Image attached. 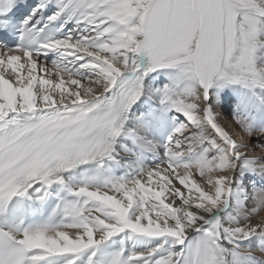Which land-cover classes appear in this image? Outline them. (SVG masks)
<instances>
[{"label": "snow or ice", "instance_id": "snow-or-ice-1", "mask_svg": "<svg viewBox=\"0 0 264 264\" xmlns=\"http://www.w3.org/2000/svg\"><path fill=\"white\" fill-rule=\"evenodd\" d=\"M13 4L14 0H0V13H7L0 26L10 27L25 7ZM63 7L49 20H55ZM76 7L94 35L77 40L69 35L42 47L93 57L90 66L98 72L96 77L81 79L63 65L38 62L28 50L0 49V207L22 196L36 181H59V172L110 153L125 113L141 96L143 86L137 80L119 95L107 93L123 72L140 67L139 56L148 58L145 73L178 68L192 82L194 87L183 97L169 100L165 89L161 103L169 101L171 108L190 120L207 121L226 147L218 157L180 163L184 154L180 146L201 140L199 134L190 132L189 138L176 139L174 146L166 148L163 164L147 170L131 185L118 182L111 190L80 187L76 195L95 202L94 209L68 205L64 212L76 218L74 223L24 229L19 238L0 233V264H39L54 256L79 255L125 229L182 242L187 229L201 227L204 218L196 210L211 213L220 206L230 191L235 160L243 155L233 151L237 140L229 122L207 102L210 87L216 82L264 87V60L256 63L264 45L258 41L264 0H77ZM30 19L25 18L23 24ZM185 131L187 126L181 123L174 134L182 136ZM254 134L259 133L244 132L245 137ZM210 139L211 148L217 147L216 138ZM256 149L264 156V145ZM196 174L203 183L193 179ZM177 198L181 207L174 206ZM204 222L209 226L202 238L190 244L184 264H226L224 250L217 243L221 230L228 234L224 239L264 235V197L252 209L248 223ZM97 228L102 229L99 238ZM143 255L132 253L128 259ZM174 255L169 253L156 264H174ZM111 264H127L122 252L115 253Z\"/></svg>", "mask_w": 264, "mask_h": 264}, {"label": "bare ground", "instance_id": "bare-ground-1", "mask_svg": "<svg viewBox=\"0 0 264 264\" xmlns=\"http://www.w3.org/2000/svg\"><path fill=\"white\" fill-rule=\"evenodd\" d=\"M53 1L55 2V9L53 11V14L57 11H60L62 5L65 6L63 7V11L60 12V15L57 16V18L63 19V24L67 26L69 33L67 36L71 35L72 37L76 33V37L77 35L82 37V32H88L89 30H92L91 25H88L87 23L80 20V10L75 17L73 16V13H75L74 10H78V8L76 7L77 0ZM38 5H40V3H38ZM40 8L41 7H37L36 5L33 8L34 13H32V16ZM260 19L261 21H264V16H261ZM0 49L3 48L0 47ZM69 51L71 50L62 48L49 50L44 49L41 46L35 52H33V54L36 56L38 62L43 61L44 64H46L48 60H50L51 63L56 61L59 64V62L62 61L61 64H66V62L63 61L64 59H66L67 61L68 59L74 58L79 54L76 53L74 55H68L67 53ZM260 52L261 50H259V54ZM81 57L83 56H79V59ZM139 57H137L138 64ZM58 59H60L59 62ZM72 63L73 62L70 61L69 64L72 66ZM147 63L148 58L146 57L145 64L143 66L139 64L140 67H138L136 71H132L134 77L131 79V81L136 78L143 80L142 94L136 104L132 107L128 116V120L123 126L121 133L110 153L102 157L100 161L91 166L77 168L78 170L73 174L68 171L69 173L66 172V174L61 175L64 178V182H62L61 179L59 181L52 180V182L47 185L41 181L34 182L25 191V196L33 199L35 202H37L36 204H39L43 202L48 192L50 194H71L75 197V200L62 201L61 207L63 210L65 209V206L72 204H79L80 208H83L85 210L94 209L85 208L84 206L86 205L88 200L82 199L81 196L76 195V191L82 185H85L90 189L100 188L101 190H111L112 185L118 182L131 185V183H133L135 179L141 177L147 170L154 169L155 167L164 163L167 157L165 155L166 150L162 152V147L167 148L169 146H174V141L176 139L189 138L190 132L193 134H199L201 140L199 143L193 142L191 145L182 144L180 146L181 152L184 153L181 157L180 162L187 159L190 162L188 161L186 163L194 164L195 161L201 156H205V158H211L214 157L212 154L218 157L222 153L226 145L224 141L220 139L219 134L211 128L207 121L198 122L190 120L183 113L177 111L174 108H171L169 106V101L161 103L165 89H167L169 100L174 99L177 96L183 97L187 94V89L190 86L194 87L192 82L182 76L178 68H159L145 73L143 69L144 66L147 65ZM84 66L86 67V65ZM88 67L90 68V65ZM75 71L78 72V70ZM127 72L129 71H125L121 74V76L109 90V93L113 92L117 85L123 84L125 82V74ZM40 74L43 75V73ZM147 76H149L150 81L146 79ZM160 78L164 79V85L161 88L158 87L157 84H155L158 80H160ZM224 83L225 82H216L212 87H210L209 92L211 93V95L209 94L207 102L214 105L215 110L219 113V117L222 120L229 122L232 133L237 140V143L233 145V151H242L243 155L239 159L235 160V167L232 170V177L229 185L230 191L224 195L223 201L220 206L217 209L213 210V212L211 213H207L203 210H196L199 215L203 216L204 219L199 222L201 225L199 230L187 229L186 237L190 235L197 236L200 233H204L203 230L209 226L204 221L209 220V218H211L212 220H219V222L222 224H244L250 222L252 219V209L256 208L260 198L264 197V156L258 155L257 149H255L256 145L253 146L251 144L252 140L250 138H253L254 135L250 137L244 136V132L249 130L237 117V108L239 105L237 103V99L233 97L232 100L234 102L232 101L231 103H226L224 101L223 95L220 94V90L222 86H224ZM210 98L212 100L211 102ZM256 101L258 100L255 99V102ZM258 103L263 107L264 110V101H259ZM228 104H233V106L231 107L230 115H227L225 117L223 112L226 107L230 106ZM249 106L250 103L247 105V107ZM159 111L162 112L164 117L166 118V125H162L160 123L157 116V113ZM260 118L264 121L263 111L260 115ZM181 123L186 125L188 129V131H185L182 136L174 134V129ZM170 135H172V140H169ZM211 137L216 138L217 147L215 148H211ZM189 148L191 150H189ZM210 148L211 150H209ZM198 151H200V154L196 156V153ZM93 168H96L95 172H98V175L92 173ZM116 173H121L122 176L115 177ZM58 175L60 176V174ZM247 176H250V178L247 182L249 185L246 186L243 184V178ZM103 178L106 179L103 180ZM193 179H195L197 183H203V181L199 177V174L194 175ZM252 179H256V182L258 181V184L260 185L259 187L262 188V191L258 192L255 190L256 188L253 189L254 186L251 184H255V182L252 181ZM173 183L177 187H180L181 191L184 192L185 195H188V190L183 185H180L178 180L173 179ZM174 206L181 207L182 201L177 198ZM68 217L69 220L65 223L60 222L57 224L47 225L59 226L76 222L75 217L71 215H68ZM0 224L11 236L15 238H19L24 229H32L38 226H42L34 223H28L23 228H21L20 221L16 218L15 212H13L12 207L8 219L1 220ZM68 231L72 232L74 231V229H68ZM96 231L97 237L99 238V235L102 234V229L97 228ZM226 235L228 234L224 233L221 230V238L217 241L218 245L224 250L222 252V255H224L226 264H264V235L252 234L244 239L228 236L227 239H224L223 237H225ZM185 238L182 242L177 243L175 238L173 237H148L145 235L132 233L130 230L125 229L122 232L116 233L112 237H110V239L112 240L111 242H109L108 239L96 248L87 249L79 255H73L72 257H70L69 254H65L54 256L48 259H50V264H67V262L70 260L72 261V264H80L81 260L83 261V264H111V260L115 253L120 251L122 252V259H124L127 264H131L129 263L128 257L132 253L145 254L149 251L153 253V257L146 258V256H141L142 258H136L138 260L136 264H156L157 260L166 258L169 253L176 254L173 256L174 264H176V261L181 253V248L183 246ZM238 241H243V244H246L248 246L256 243V246H253L251 248L249 247L250 249L246 246L241 247L243 251L239 252L237 248ZM162 243L163 246L161 245ZM113 244H116V251L112 250L111 246ZM247 248L256 252L257 256L244 254V251L247 250ZM154 249L155 251H153ZM90 256L91 261H89ZM157 256L160 257L158 258ZM156 257L158 259L155 260L154 258Z\"/></svg>", "mask_w": 264, "mask_h": 264}, {"label": "rangeland", "instance_id": "rangeland-1", "mask_svg": "<svg viewBox=\"0 0 264 264\" xmlns=\"http://www.w3.org/2000/svg\"><path fill=\"white\" fill-rule=\"evenodd\" d=\"M68 1V0H66ZM74 2V1H73ZM72 2V3H73ZM66 11V10H64ZM75 13H73V16L75 17L78 12H79V9L77 11L74 10ZM260 21V17L258 18ZM86 31V30H85ZM92 30H89L88 32H82L83 33V36L82 37H91L92 35H94L93 31L90 32ZM74 36V38H73ZM72 36V39L73 40H77V39H80L81 37L77 35L76 37V33ZM258 41H264V21H261L260 25H259V32H258ZM261 52L260 54L258 55V58L256 59V63L259 64L262 60H264V46H261L260 49ZM79 56H83L82 58L79 59ZM41 59V58H40ZM60 61V59H58V62ZM63 61L66 62V64H61V62H59V64L65 66V67H68L70 70H72L73 72H77L75 70H78L77 74L80 76L81 79H84V78H92V77H96L98 75V72L95 71L94 68H92L90 66V68L88 66H84V65H90L91 63H94V58L93 57H90V56H87L85 54H81L79 53L78 55H76L74 58H70L66 61V59H64ZM70 61H72L73 65L71 66L69 63ZM46 64H58L56 61L51 63L50 60H48L46 62ZM69 64V65H68ZM49 67H51V65H49ZM89 68V69H88ZM92 72V73H91ZM94 72V73H93ZM80 73V74H79ZM152 77V76H151ZM148 81H150V78L149 76H147L146 78ZM147 81V83H148ZM158 85V87H163L164 85V79L163 78H160V80L157 81V83H155ZM250 92V93H249ZM209 94L211 95V93L209 92ZM220 94L223 95L224 97V101L227 103H231L233 100L232 98L235 97L237 99V103L239 104L238 105V114H237V117L239 118V120L244 123V125L247 127V129L253 133H259V134H254V137L253 138H250L252 141H251V144L253 146H257V145H264V121L260 118V115L262 114V111L264 112L263 110V107L258 103L259 101H264V87H261L259 85H253L251 87L249 86H246L245 84L243 83H240V82H228V83H224V86H222L221 90H220ZM240 96V97H239ZM242 96V97H241ZM250 96V97H249ZM250 98V99H249ZM245 99V100H244ZM253 99V100H252ZM255 99L258 100L255 102ZM211 98H210V102H211ZM241 104H240V102ZM234 102V101H233ZM250 103V106L247 107V105ZM230 105V104H228ZM233 106V104H231L230 106L226 107L224 109V112L223 114L225 115V117L227 115H230V111H231V107ZM240 106V107H239ZM255 106V107H254ZM258 106V107H257ZM252 107V108H251ZM262 108V109H261ZM251 109V110H250ZM260 109V110H259ZM254 110V111H253ZM258 110V112H257ZM246 111V112H245ZM242 112V113H241ZM261 112V113H260ZM229 119H230V116H229ZM228 119V120H229ZM242 119V120H241ZM244 120V121H243ZM247 125H246V124ZM177 124V123H175ZM256 135V136H255ZM173 143V142H171ZM255 146V147H256ZM163 150L162 152H164V150H166V147H162ZM161 149V148H159ZM256 149V148H255ZM215 153V152H214ZM200 154V151H198L196 153V156H198ZM166 155V154H165ZM213 156H215L214 154H212ZM189 160H183L182 162L180 163H186L188 162ZM190 162V161H189ZM78 169L76 170H71L69 171L70 173H74L75 171H77ZM96 171V168H93V171L92 173L93 174H96L98 175V172H95ZM68 172V173H69ZM66 173H63V174H60L61 175H64ZM122 176V174L120 173H116L115 174V177H120ZM62 182H64V178L63 176L60 177ZM249 178L250 176L248 177H244L243 178V184L244 185H249L247 182L249 181ZM106 179V178H103V180ZM55 180V179H53ZM57 181V180H56ZM252 181L255 182V184H251L253 185V189H255L256 191H262L258 184V181L256 182V179H252ZM250 183V182H249ZM47 185V184H46ZM81 187H86L85 185H82ZM261 193V192H260ZM82 199H86L84 197L81 196ZM81 199V201H82ZM227 204V203H226ZM78 207H80L79 204H77ZM85 208H95L96 207V204L95 202L93 201H90L88 200V202L86 203V205L84 206ZM209 220H212L211 218H209ZM112 240L109 238V242H111ZM237 248L239 250V252L243 251L241 247H253V246H256V243H253L251 244L250 246L246 245V244H243V241H238L237 243ZM163 246V243L161 244ZM112 250L116 251L117 248H116V244H113L112 246ZM247 248V250L244 251V254L246 255H252V256H257L256 252H254L253 250H249ZM146 252V251H145ZM151 253V254H150ZM70 257H72L73 255L72 254H69ZM143 256H146V258H152L153 257V253L152 252H146L145 255ZM158 258L160 256H157ZM154 258L155 260L158 259V258ZM142 258V257H141ZM145 258V257H144ZM79 259V258H78ZM153 261V260H152ZM138 262L137 259H131L129 260V263L131 264H136ZM80 264H83V261L81 260L80 261Z\"/></svg>", "mask_w": 264, "mask_h": 264}]
</instances>
